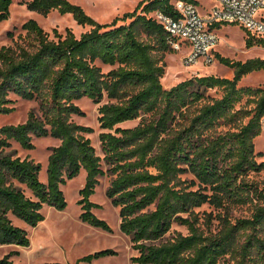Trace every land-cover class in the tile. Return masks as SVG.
Returning <instances> with one entry per match:
<instances>
[{"label": "trees", "instance_id": "obj_1", "mask_svg": "<svg viewBox=\"0 0 264 264\" xmlns=\"http://www.w3.org/2000/svg\"><path fill=\"white\" fill-rule=\"evenodd\" d=\"M171 2L143 0L107 24L69 0L27 3L44 16L56 10L71 14L91 29L80 37L72 29L65 36L55 30L51 38L30 19L22 26L25 35L15 38L11 32L13 44L0 48V115L14 111L12 94L38 100L42 112L33 110L25 123L0 127V246L29 247L27 230L13 217L37 227L45 206L66 207L62 185L85 169L81 220L112 231L93 212L100 205L91 200L100 177L111 176L106 194L119 209L121 231L138 252L133 264H264V189L249 179L250 173L264 171V161L257 160L262 154L256 152L264 89L241 85L245 76L264 70V59L242 62L216 54L233 70L232 78L196 75L165 88L166 56L177 51L152 14H171ZM12 5L13 0H0V23L10 18ZM121 20L130 22L119 25ZM246 37L248 48L264 47L250 33ZM215 89L220 96L209 95ZM83 98L95 104L109 100L99 107L103 156L87 136L94 129L72 119L84 115L76 104ZM138 119L136 126L122 127ZM33 137L61 141L49 157L46 183L40 179L42 165L13 149V142L34 149ZM205 204L225 212L218 216L217 232L200 226L195 210ZM239 206H250L252 215L234 221L231 211ZM175 224L189 233L169 237ZM14 254L0 264H16ZM116 254L104 250L79 262Z\"/></svg>", "mask_w": 264, "mask_h": 264}, {"label": "rangeland", "instance_id": "obj_2", "mask_svg": "<svg viewBox=\"0 0 264 264\" xmlns=\"http://www.w3.org/2000/svg\"><path fill=\"white\" fill-rule=\"evenodd\" d=\"M31 0H13L11 7V16L8 20L0 23V48L4 45H12L13 41L9 34L12 32L15 38L20 34L25 35L22 26L30 19L37 20L40 25L50 33L51 38H55V30L60 34L66 35L67 29H72L80 37L83 32L91 27H83L77 24L71 14L62 15L57 10L48 16L41 15L28 9V2ZM71 3L82 6L85 11L95 20L102 24L112 23L116 18H122L126 13L133 12L143 0H69ZM216 0H201L200 9L203 15L210 11ZM119 21L120 24L129 23ZM219 37V44L214 48L213 62L206 63L201 60L197 64L186 65V51L168 53L166 56V75L162 82L165 88H169L185 79L196 75H216L219 77L232 78L234 72L232 69L222 65L215 58L216 54L230 58L234 61L246 62L250 59H264V50L261 47L254 46L248 48L246 45L247 32L238 25H221L216 29ZM100 64V63H99ZM104 72L111 70L109 66H102ZM178 75L179 80L175 77ZM174 78V79H173ZM242 86L260 87L264 89V70L254 72L245 76L241 83ZM209 95L218 97L220 92L210 90ZM13 103L11 107L14 111L8 115H0V127L10 124H21L28 120L31 111L41 116L40 102L38 100H24L15 94L11 95ZM105 99L102 104L108 103ZM76 104L83 110L84 115H74L73 120L81 125L94 129V132L87 136L91 138L92 144L96 147L97 153L103 156L99 135L103 131L99 123V107L102 104H95L88 98L76 101ZM140 122V119L125 123L122 127H134ZM256 140V152L261 153L258 156V162L264 161V131ZM34 149L26 150L16 142H13V149L17 150L21 158H30L42 165L40 179L43 182L48 181V163L52 149L60 145L61 141L52 137H33ZM104 165V169L106 170ZM87 171L83 169L81 173L72 180H67L62 185V189L67 199V205L64 209H58L51 206H45L43 214L45 219L37 226L32 227L25 221L13 217L14 223L27 230L31 239L29 247L17 245L0 246V259L15 253L12 259L16 264H133L132 257L137 256L138 252L133 249V244L129 236L121 231V218L119 209L116 208L107 197V189L111 183L112 177L105 175L100 177V183L96 188L95 194L91 200L100 205L93 212L101 219L106 220L112 231H106L99 227H94L81 220L83 213L80 204V191L86 183ZM249 179L264 189V171L250 173ZM30 195L31 193L27 191ZM199 216L200 226L208 231L209 229L217 232L219 230V215L224 214L210 204H205L195 210ZM250 206L236 207L232 209V218L235 220L252 215ZM178 233L187 235L189 233L185 226L175 224L169 237ZM115 250L116 255H109L93 262H79L83 257L104 251Z\"/></svg>", "mask_w": 264, "mask_h": 264}, {"label": "built area", "instance_id": "obj_3", "mask_svg": "<svg viewBox=\"0 0 264 264\" xmlns=\"http://www.w3.org/2000/svg\"><path fill=\"white\" fill-rule=\"evenodd\" d=\"M200 3L201 0H172L171 14L162 10L152 14L170 34L174 50H187L186 65L197 64L201 60L213 62V50L219 44L216 29L212 28L215 24L238 25L264 41V0H216L205 15L201 13ZM261 126L264 131V115Z\"/></svg>", "mask_w": 264, "mask_h": 264}, {"label": "bare ground", "instance_id": "obj_4", "mask_svg": "<svg viewBox=\"0 0 264 264\" xmlns=\"http://www.w3.org/2000/svg\"><path fill=\"white\" fill-rule=\"evenodd\" d=\"M176 76V75H175ZM174 79V78H173ZM176 80H179L178 75L175 77ZM258 140V139H257Z\"/></svg>", "mask_w": 264, "mask_h": 264}]
</instances>
